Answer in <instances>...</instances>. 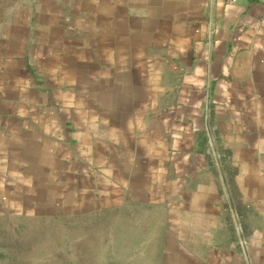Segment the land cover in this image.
<instances>
[{
  "label": "crops",
  "instance_id": "crops-1",
  "mask_svg": "<svg viewBox=\"0 0 264 264\" xmlns=\"http://www.w3.org/2000/svg\"><path fill=\"white\" fill-rule=\"evenodd\" d=\"M125 195L162 264H264V0H0V212Z\"/></svg>",
  "mask_w": 264,
  "mask_h": 264
},
{
  "label": "rangeland",
  "instance_id": "rangeland-1",
  "mask_svg": "<svg viewBox=\"0 0 264 264\" xmlns=\"http://www.w3.org/2000/svg\"><path fill=\"white\" fill-rule=\"evenodd\" d=\"M163 198L134 204L125 195L118 205L86 203L76 211L0 212V264H162L151 217L163 212Z\"/></svg>",
  "mask_w": 264,
  "mask_h": 264
},
{
  "label": "built area",
  "instance_id": "built-area-1",
  "mask_svg": "<svg viewBox=\"0 0 264 264\" xmlns=\"http://www.w3.org/2000/svg\"><path fill=\"white\" fill-rule=\"evenodd\" d=\"M239 0H227V3L230 5L236 4Z\"/></svg>",
  "mask_w": 264,
  "mask_h": 264
}]
</instances>
